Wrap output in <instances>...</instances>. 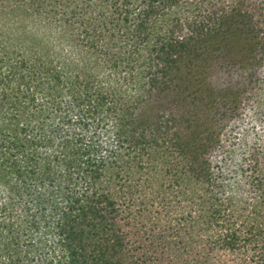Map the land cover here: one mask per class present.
I'll list each match as a JSON object with an SVG mask.
<instances>
[{
    "label": "trees",
    "instance_id": "16d2710c",
    "mask_svg": "<svg viewBox=\"0 0 264 264\" xmlns=\"http://www.w3.org/2000/svg\"><path fill=\"white\" fill-rule=\"evenodd\" d=\"M263 109L264 0H0V264H264Z\"/></svg>",
    "mask_w": 264,
    "mask_h": 264
},
{
    "label": "rangeland",
    "instance_id": "374dc122",
    "mask_svg": "<svg viewBox=\"0 0 264 264\" xmlns=\"http://www.w3.org/2000/svg\"><path fill=\"white\" fill-rule=\"evenodd\" d=\"M263 111H264V109H263ZM215 156H216L215 159L217 161H219V163H220V160L222 158H224V157H222V155L220 153H215ZM233 161L235 164L240 163L239 160H236V158H235V160L233 159ZM228 172H229V170H228ZM187 205L188 204L185 202H182V203L175 202L174 207L172 206V209L170 208V212H167L166 209H162V208H160V210L157 211L158 208H156V206H153L152 209L147 210L146 212H141V214L137 213V211H138L137 206H136V208H133L132 214L134 216L130 217V220L133 223L135 229L137 231H139L141 236H144V237H142L143 242H141V244L144 245V239H145V237H148V235H152V233L158 234L157 232H163L164 230H166L168 232L167 234L174 233V236H172L173 234L170 235V238L173 242L177 239L189 240V237L190 238L191 237L197 238L196 236L198 234V229L196 227L192 228L188 225H185L184 227L179 226V224L184 223V221L182 219L185 217L184 215H186L188 213L189 207H185ZM159 222L164 227L163 226L160 227ZM126 228L130 229L128 225H126ZM134 230L130 229V231H132V232ZM143 231L147 232V234L145 235L143 233ZM148 244H149V242H148ZM193 244H194L193 247H195V246L198 247L196 242H194ZM140 246H141V248L143 247L142 245H140ZM193 247H192L191 251L193 250ZM161 250H162V252H161V255H159V257H162V259L164 261H170L171 262V260H172L176 264H180L179 263V258L181 257L180 248H176L173 245H170L168 247H162ZM141 252H142V250L139 251L138 254H140ZM182 255L188 257L187 253H184ZM191 257H194L192 252H191ZM177 260H178V263H177ZM133 261H135V264H137L136 259H133Z\"/></svg>",
    "mask_w": 264,
    "mask_h": 264
}]
</instances>
